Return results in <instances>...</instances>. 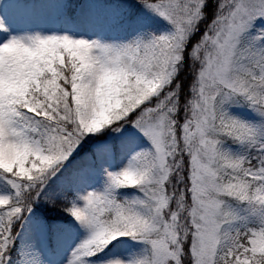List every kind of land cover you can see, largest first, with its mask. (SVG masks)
<instances>
[{
	"label": "snow or ice",
	"instance_id": "1",
	"mask_svg": "<svg viewBox=\"0 0 264 264\" xmlns=\"http://www.w3.org/2000/svg\"><path fill=\"white\" fill-rule=\"evenodd\" d=\"M0 264H264V0H0Z\"/></svg>",
	"mask_w": 264,
	"mask_h": 264
}]
</instances>
